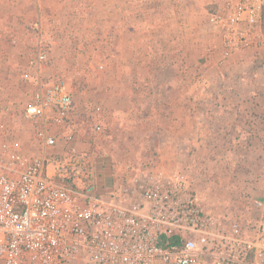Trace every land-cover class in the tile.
I'll return each instance as SVG.
<instances>
[{
	"label": "built area",
	"instance_id": "obj_1",
	"mask_svg": "<svg viewBox=\"0 0 264 264\" xmlns=\"http://www.w3.org/2000/svg\"><path fill=\"white\" fill-rule=\"evenodd\" d=\"M263 11L264 0H222L211 25L226 56L263 42ZM36 26L21 73L33 96L19 116L34 148L0 120V264H264V198L240 216L216 214L186 172L152 166L118 169L110 187L97 186L79 147L75 90L46 73L49 46ZM100 127L94 119L92 131Z\"/></svg>",
	"mask_w": 264,
	"mask_h": 264
},
{
	"label": "rangeland",
	"instance_id": "obj_2",
	"mask_svg": "<svg viewBox=\"0 0 264 264\" xmlns=\"http://www.w3.org/2000/svg\"><path fill=\"white\" fill-rule=\"evenodd\" d=\"M123 1L0 0V120L15 123L18 132L25 135L27 146L34 148L30 141L31 125L19 116L23 107L32 100L33 83L22 77L21 70L26 66L35 45L37 23L41 24L45 42L49 46V59L54 73L51 75L64 76L72 83L75 100H144L143 94L135 89V78L139 77L141 81L146 74L141 72L131 75L118 70L124 45L121 39L118 43L111 40L109 26L117 16L110 18L112 10L107 8L115 9ZM133 1L139 3L136 10L144 12L142 31L146 35L152 31L151 22L156 18L159 25L155 33L162 35L161 40L166 39L168 42L169 37L166 35L174 31L180 33L177 26L185 32V23L193 25L194 43L188 62L193 69L192 100H264V39L241 50L240 56L235 52L226 56L222 39L215 34L211 25V15L222 0ZM188 2H191V7ZM116 22L122 32L123 21ZM168 22L173 29H166L169 27ZM261 30L264 37L263 21ZM189 33L188 29V36ZM14 38L16 42H13ZM113 42L116 45L112 46ZM146 44L148 47V42ZM248 49L256 51L249 53L251 50ZM132 59L135 64L137 59ZM149 60V57L146 61L141 58V67L148 69ZM116 68L118 72L114 71ZM177 76L169 90L178 92V87L182 88L181 85L185 84L179 81L180 72H177ZM125 79H134L133 89H129ZM176 97L185 100L183 95L179 98L177 93ZM156 100L166 98L156 97ZM97 102L96 106L101 104ZM241 106L255 110L253 105L247 103ZM107 114L101 106L100 111L94 109V112L75 121L82 124L79 147L91 156V178L97 186L106 187L103 176L105 170H108V175L114 176L127 166L139 169L152 166L170 172H186L192 187L204 202L201 203L203 208L216 214L240 216L247 212L252 199L264 197V139H261L262 147L257 152L241 151L240 147H233L229 153H206L203 149L187 153L168 149L166 152H153L135 163L117 162L110 153L96 148L107 144L103 136L108 134L105 123ZM93 118L100 123L98 132L92 131ZM82 119L84 122L81 123ZM197 137L195 135L194 140H198L199 144L206 140ZM257 142L260 143V140ZM240 204H245V207Z\"/></svg>",
	"mask_w": 264,
	"mask_h": 264
},
{
	"label": "crops",
	"instance_id": "obj_3",
	"mask_svg": "<svg viewBox=\"0 0 264 264\" xmlns=\"http://www.w3.org/2000/svg\"><path fill=\"white\" fill-rule=\"evenodd\" d=\"M188 3L191 7V2ZM136 5L139 6V3L125 0L121 6L107 9L112 10L110 18L117 16L109 26L112 31L111 40H116L118 43L121 39L124 45L118 70L121 69L122 72L126 71L125 73L131 75L141 72L146 74L141 81L139 77L135 78L137 84L134 82L135 89L139 94H143L144 100L141 98L139 100H75V119L94 112L97 101L101 102L100 105L108 113L105 118L108 134L103 135L107 139V144L102 148L100 146L96 148L110 153L117 162L124 163H135L139 159L144 160L153 152H166L168 149L187 153H196L201 149L206 153H229L233 147H240L241 151H259L264 142H261V139H264V100H192L193 69L188 62L192 56L194 43L192 42L193 25L185 23V32L177 26L180 33L170 32L166 35L169 37L168 42L166 39L161 40L162 35L155 33L159 25L156 18L151 22L152 31L146 35L142 31L144 12L136 10L138 8ZM118 20L123 21L122 32L117 26ZM170 22L172 23L171 20ZM170 28L173 29L172 26L166 27V29ZM145 41L148 42V47ZM255 51L251 50L249 53ZM241 52L239 50L235 53L240 56ZM148 57L151 61V64L148 61V69L141 67V58L146 61ZM132 58L137 59L135 64L132 63ZM125 61L128 63L124 64ZM118 70L114 69L117 72ZM177 72L181 74L179 81L185 82L181 85L182 88L178 87V92L169 90L178 77ZM46 73L54 74L51 64L46 69ZM133 80L125 79L130 90L134 86ZM115 82L118 83V80ZM176 93L179 98L183 95L185 100H178ZM153 96L155 98H152ZM156 97H165L166 100H156ZM245 103L253 105L255 110L242 108L241 105ZM195 135L206 140L199 144L198 140H194ZM244 137L252 140H244ZM257 140H260V143ZM107 171L105 170L103 174L105 188L110 187L107 185L113 180L112 174L108 175ZM199 199L204 204L200 197ZM242 204L240 206H243Z\"/></svg>",
	"mask_w": 264,
	"mask_h": 264
},
{
	"label": "trees",
	"instance_id": "obj_4",
	"mask_svg": "<svg viewBox=\"0 0 264 264\" xmlns=\"http://www.w3.org/2000/svg\"><path fill=\"white\" fill-rule=\"evenodd\" d=\"M263 28H264V11H263Z\"/></svg>",
	"mask_w": 264,
	"mask_h": 264
}]
</instances>
